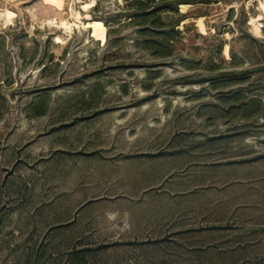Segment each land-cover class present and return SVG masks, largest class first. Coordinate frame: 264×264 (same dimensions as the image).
Wrapping results in <instances>:
<instances>
[{"label": "rangeland", "instance_id": "374dc122", "mask_svg": "<svg viewBox=\"0 0 264 264\" xmlns=\"http://www.w3.org/2000/svg\"><path fill=\"white\" fill-rule=\"evenodd\" d=\"M178 1L0 0V264H264V0Z\"/></svg>", "mask_w": 264, "mask_h": 264}, {"label": "trees", "instance_id": "16d2710c", "mask_svg": "<svg viewBox=\"0 0 264 264\" xmlns=\"http://www.w3.org/2000/svg\"><path fill=\"white\" fill-rule=\"evenodd\" d=\"M192 2H205V3H211L212 0H179L177 3H192Z\"/></svg>", "mask_w": 264, "mask_h": 264}, {"label": "bare ground", "instance_id": "6f19581e", "mask_svg": "<svg viewBox=\"0 0 264 264\" xmlns=\"http://www.w3.org/2000/svg\"><path fill=\"white\" fill-rule=\"evenodd\" d=\"M7 13H8L9 16L12 15V13H10L9 11H7Z\"/></svg>", "mask_w": 264, "mask_h": 264}]
</instances>
